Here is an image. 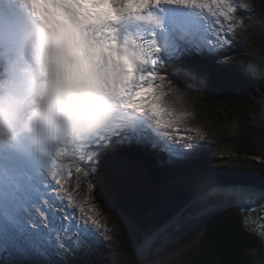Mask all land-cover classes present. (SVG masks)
<instances>
[{
  "label": "snow or ice",
  "instance_id": "snow-or-ice-1",
  "mask_svg": "<svg viewBox=\"0 0 264 264\" xmlns=\"http://www.w3.org/2000/svg\"><path fill=\"white\" fill-rule=\"evenodd\" d=\"M29 3L37 17L49 25L62 21L108 25L105 28L108 39L104 43L111 45L110 50L125 68L121 95L129 101L130 109L148 121L147 127L157 130L155 138L115 132L77 150H57L47 159L23 155L12 146H0V253L5 254L4 264H15L12 258L16 256L26 258L28 264H74V257L90 254L98 244L101 221L94 204L86 210L65 187L61 161L71 153L70 158L77 161L75 171L89 178L87 189L95 198L92 192L96 186L95 167L101 156L120 145L135 143L154 147L155 151L163 152L169 162L174 158H188L190 150L197 148L191 141L202 133L199 129L186 128L188 135L174 134L180 132L187 113L165 108L161 103L162 94L157 90L164 87L166 74L160 70L170 66L167 61L178 59L188 47L199 49L202 45L198 39H190L179 30L161 39L158 34L164 31L162 15L169 8L207 10L219 25L214 34L217 39L227 22L228 32L223 33L224 39L220 42L228 43L227 35L234 31L230 22L236 19L239 9H247L248 5H235L233 0H29ZM134 21L150 25L151 35L139 39L124 35L122 38L114 27H126ZM175 71L207 85V77L197 78L182 67ZM160 137L173 143L160 147ZM184 140L189 143L180 148L174 146ZM70 172L71 167L69 175ZM254 195H257L254 188L241 186L237 207L244 214L246 224L255 222L264 228V190L252 202ZM77 208L83 215H76ZM140 259L141 264H151L148 256Z\"/></svg>",
  "mask_w": 264,
  "mask_h": 264
},
{
  "label": "clouds",
  "instance_id": "clouds-1",
  "mask_svg": "<svg viewBox=\"0 0 264 264\" xmlns=\"http://www.w3.org/2000/svg\"><path fill=\"white\" fill-rule=\"evenodd\" d=\"M104 22L41 21L29 0H0V146L47 159L148 121L122 95L123 62L104 43ZM167 78L162 105L185 111Z\"/></svg>",
  "mask_w": 264,
  "mask_h": 264
},
{
  "label": "trees",
  "instance_id": "trees-1",
  "mask_svg": "<svg viewBox=\"0 0 264 264\" xmlns=\"http://www.w3.org/2000/svg\"><path fill=\"white\" fill-rule=\"evenodd\" d=\"M253 34L257 37L254 44L255 58L247 59L245 54L244 59L235 68L221 66V62L214 61L211 57L203 61L196 59L194 64L199 72L197 78L207 77V85H202L199 79L192 78L182 90L185 94L201 99L200 101L221 103L227 108L228 117L224 118L230 121V125H234L235 134L231 138L235 143L232 147L233 153L239 159L260 158L254 145L256 123L251 109L243 102L242 97L245 92L253 90V81L261 78L264 68V21L254 24ZM133 145L134 143L125 144L123 152L127 161L113 163V169L105 168L106 182L98 184L95 189L100 202L111 209L117 218L121 231L120 243L124 250L123 256L118 258L120 263L125 261L124 264H133L137 245L149 233L145 229L146 219L158 212L159 216L154 223V226H157L171 216L173 206L162 211L160 205L164 201L184 196L181 190L184 188L180 186L184 182L188 184L185 193L221 184H253L249 180L250 176L248 178L247 169L229 173L225 175L224 180L214 177L213 174V180L210 182L202 181L204 172L200 175L193 159L190 166L182 163L181 168L165 170L161 162L163 168L160 166L158 169L159 164L153 163L158 156L162 157L160 151L151 147L144 150L145 147ZM251 162L250 166L258 170L260 164L255 160ZM170 174H174L177 179L169 182ZM132 231L136 234L130 246L125 237ZM177 239L176 234L173 241ZM169 264H264V250L259 238L244 229L239 213L216 214L198 244Z\"/></svg>",
  "mask_w": 264,
  "mask_h": 264
},
{
  "label": "rangeland",
  "instance_id": "rangeland-1",
  "mask_svg": "<svg viewBox=\"0 0 264 264\" xmlns=\"http://www.w3.org/2000/svg\"><path fill=\"white\" fill-rule=\"evenodd\" d=\"M263 2L264 0H233V3L235 5L245 4L248 5V8L239 9L238 13L236 14V19L230 22L234 27V31L228 33V43L220 42L224 39L223 33L228 32L227 22L220 34L219 39H217L214 35L216 29L219 27V25L216 23V19L213 22L215 25H213L214 27L212 26L213 31L210 34H207V28H205V34L201 29L198 31L197 34L203 36V40L200 43L202 46H205L208 50L215 53L220 51V56L219 54H217V60L223 59L221 62V66L235 68L237 67L238 63L244 59L245 54H247V59L255 58L254 55L256 52L254 44L257 41V37L255 38L253 34L254 24L264 21ZM241 20L243 21L242 25ZM212 27L210 28V30L212 29ZM190 55L192 58H195L193 54ZM181 57H184L183 52L179 54V60H181ZM199 59H201V56H199ZM181 67H186V65H183ZM174 69H176V66L174 67ZM197 75L198 73L194 76ZM192 78V76H185L183 73H175L173 74V76L167 78V81H170L172 86L182 91L187 86L188 81H190ZM251 88L253 90L245 92L242 98L243 102L247 104L251 109L253 118L256 123L254 130V145L256 146V153H258V155L260 156V158L257 159H239L233 153L234 148L232 146L235 141H233L231 137H233L235 134L233 128L234 125H230V121L225 120L224 117H228L229 112L226 111L227 108L224 107V105L217 102L210 104L205 100L200 101L201 99L199 100L197 99V97L191 94H185L183 101L185 111L183 113H187V119L180 125V132L174 134L188 135L189 133L186 132V128L199 129L202 133L201 136L197 137L194 141H191V143L197 144V148L190 150L191 155L188 158L184 159V161L193 159V161L195 162L194 164L197 165L196 167L198 169V172H200V175H202V172H204L205 176L202 177L204 179L201 178L202 181L210 182L211 180H213V174L215 175L214 177H221V179L224 180L225 175L229 173L239 171L242 172L243 170L247 169L246 171L248 174V178L250 176L249 180H251L254 185L264 187V68L261 71V78L257 81H253ZM150 127L152 128L151 131L153 132V136H156L157 130H155L153 126ZM159 141L160 143L162 142V146L164 144L173 143L171 141H168L166 137H160ZM184 143H189V141L184 140L179 144H175L174 146L180 148ZM118 147L113 152H110L106 155L117 154L116 150H118ZM161 153L163 158L165 159V161L163 162L165 170L167 168L173 167L172 163L175 162V159H179L174 158L171 162H169L167 156L163 152ZM118 157L121 159V161H124L123 156L120 155V153ZM253 160L257 161V163L260 164V166H258V170L256 169V167L250 166L252 163L251 161ZM186 164H189L188 166H190L192 165V162L189 160ZM108 167H111V164L106 161V159H104V156H101L93 173V178L96 182V186L92 189V192L95 193V198H93L91 194H89L87 189L89 178L83 177L81 179L82 183L85 184L83 186V192L81 190L79 191L81 199L84 198L83 206L87 210L88 207L92 206L93 204L95 205V211L99 212L100 214L98 218L101 221V228L98 231L101 234L98 237V244H96L91 253L88 255H80L74 257V264H124L125 262L124 261L120 263L118 259L119 257L121 258L123 256L124 250L122 248V243H120L121 231L117 223V218L113 215L111 209L106 208V205L100 202V197L95 192L98 184H105V168ZM175 179H177L176 176L174 174H170V178H168V181L171 182ZM184 184L185 182L180 185L183 186L182 188H184L181 189L184 193V196L175 198L176 200L170 201L168 205L164 206V209L168 208L169 206H173L172 214L173 212H177L181 207L186 205L187 200L191 198L189 194H193V191L185 193V187H187L188 184H185V186ZM196 196H198V194H196ZM108 205L109 204H107V206ZM75 211H78L76 214L77 216L83 215L79 212L78 208ZM156 213L157 212H155L154 214ZM229 213L238 212L235 208V210L232 211L227 210L216 214L225 215ZM154 214L151 216V218L145 220V229H147L149 233L157 227L154 226V223L159 214L156 217L154 216ZM172 214L167 218L168 220L172 217ZM216 214H213L202 220L200 224H204L205 227L203 231H201V233L199 232L201 227L200 224H190L179 230L177 232V241H173L174 237H172L170 243H168L162 255L160 256L161 264L171 263L173 260L196 246V244H198V242L200 241L204 230L211 222V220L214 219ZM135 234V231H132L125 237V239L130 242V246L131 244H133L132 239L135 240ZM146 236H144L143 239H145ZM143 239L140 241V243L143 241ZM155 253L156 248L151 250L150 256L152 257ZM4 255L5 254L0 253V264H4ZM12 259H14L15 264H28V260L24 257L16 256Z\"/></svg>",
  "mask_w": 264,
  "mask_h": 264
},
{
  "label": "bare ground",
  "instance_id": "bare-ground-1",
  "mask_svg": "<svg viewBox=\"0 0 264 264\" xmlns=\"http://www.w3.org/2000/svg\"><path fill=\"white\" fill-rule=\"evenodd\" d=\"M180 12L184 15L186 14L185 15L186 18H183L184 15L181 14L182 20L179 21L177 24L180 27H186L188 25H192L191 21H189L190 17L191 18L193 17V19L197 20L196 21L197 24H193V25H198V26H196L197 28L193 27L192 32L185 34L190 39H192V38L198 39L200 37H203L202 35L197 34L198 31L200 30V28L201 29L211 28L213 25H215L213 23L215 20V17H213L211 15V13L208 12L207 10L192 12L189 10L188 11H182L180 9ZM175 16L180 18L179 13L175 14ZM205 17H207V19H205ZM177 30L178 29H175V32ZM212 53H214V52H212ZM178 60H179V58L178 59L172 58V61H170L167 64L170 66H166L164 69H161V72L166 74V78L173 76V74H175V73L182 74V72H176L174 69L175 66H176V68L180 67V64L177 63ZM201 61H203V59H201ZM184 65H187L188 69L191 70L190 72L192 74H194V75L197 74L196 66H191L185 61H184ZM134 145H137L139 147L142 146L140 144H135V143H134ZM151 148H154V147H151ZM116 153L117 154H115V159L118 158L119 153H120V155L124 154V152L122 151V149L120 147H118V150H116ZM116 155H118V156H116ZM124 161L126 162L127 160H124ZM76 162H77L76 160H73L74 167L76 165ZM161 162L162 163L164 162V158L158 156L157 160L153 164H155V165L159 164L158 169H160L162 167ZM75 173H76L75 177H73V179H71V180H68L65 183V187L72 192L77 204L78 203L83 204L84 198L81 199L79 191L81 190L83 192V186L85 184H83L81 181L82 176L80 175V173H77L76 171H75ZM77 185H79V186H77ZM221 185H224V184H221ZM257 187L260 188V190H264V187H262V186H257ZM204 190H205V188H202L198 192V195H200ZM189 196L191 197V199H193L194 197H196V194L193 192V194H189ZM236 200L237 199H236L235 195H228L227 197H222L220 194H216L215 196L208 197V198L201 200V201L191 202L190 204H188L186 206V208L182 211L181 215L177 219L173 220L171 218L168 220L169 226L155 239L154 243L151 245V247L149 248V250L146 253H142V254L139 253V257L141 258L143 256H148L151 258V264H161L160 256L162 255V253H163L164 249L166 248V246L168 245V243H170L172 237H174L179 230H181L182 228H184L190 224H200L202 222V220H204L205 218H207L213 214L220 213V212L227 211V210H230V211L235 210L236 207L234 206V204H235ZM168 201L170 202V201H174V200H168ZM214 204H218L220 206V209L212 211L210 214L204 215L200 218H194V219L192 218L194 213L197 210H199L205 206H211ZM252 224L256 225L255 222H253ZM200 225H201V227H200L199 232L201 233V231H203L205 226H204V224H200ZM155 248H156V253L151 257L150 256L151 250L155 249ZM140 264H141V259H140Z\"/></svg>",
  "mask_w": 264,
  "mask_h": 264
},
{
  "label": "water",
  "instance_id": "water-1",
  "mask_svg": "<svg viewBox=\"0 0 264 264\" xmlns=\"http://www.w3.org/2000/svg\"><path fill=\"white\" fill-rule=\"evenodd\" d=\"M239 189L240 187L238 186H220V187H210L206 190H204L200 195L194 197L193 199L187 201L186 205H184L183 207H181L177 212H173L172 214V219L175 220L177 219L182 211L186 208V206L188 204H190L193 201H201L204 200L208 197L211 196H215L216 194H220L222 197H227L228 195H235L236 196V202L234 204V206L237 208V212L240 214L241 216V221H242V225L244 227V229L248 232L251 233L253 235H255L256 237L259 238V240L261 241L262 245H263V250H264V228L258 226L257 224H246L244 222V214H242L237 207V203L239 201ZM257 195H254L251 197L252 202H255L258 199V194L260 191H256ZM169 201H164L161 205L160 208H162V211H165L166 209H164L165 205H168ZM217 209H220V206L218 204H214L211 206H205L199 210H197L194 215H193V219L194 218H200L204 215L210 214L212 211H215ZM155 217L158 216V212L154 215ZM170 218V219H171ZM168 220V219H167ZM164 221L163 223L157 225V227L152 230L150 233L147 234L146 238L143 239V241L137 246L135 252H134V256H133V264H140V257H139V253H146L149 248L151 247V245L153 244V242L155 241V239L169 226L168 221Z\"/></svg>",
  "mask_w": 264,
  "mask_h": 264
}]
</instances>
